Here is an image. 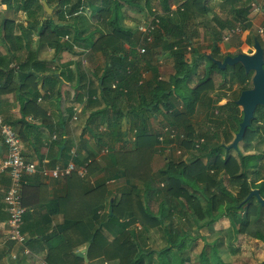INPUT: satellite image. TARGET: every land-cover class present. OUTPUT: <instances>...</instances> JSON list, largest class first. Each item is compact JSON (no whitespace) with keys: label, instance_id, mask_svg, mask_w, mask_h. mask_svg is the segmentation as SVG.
<instances>
[{"label":"trees","instance_id":"obj_1","mask_svg":"<svg viewBox=\"0 0 264 264\" xmlns=\"http://www.w3.org/2000/svg\"><path fill=\"white\" fill-rule=\"evenodd\" d=\"M120 1L97 0L96 4L95 0H46L48 5L56 8L55 16H46L42 21L41 17L46 13L41 0H3L7 7L25 11L28 26L39 29V44L52 47L56 55L62 50L71 51V42H76L78 46H90L94 52L101 50L106 57L102 73H92L97 82L95 86L94 80L81 68L79 61L75 63L76 70L73 73L76 76L73 87L83 90L86 96L84 109L95 107L86 117L77 145L79 156L74 159L76 164L87 167L86 177L72 173L62 178L64 192L56 198L46 197L40 172L24 178L26 182L21 187V203L25 212L21 231L28 234L26 244L33 251L38 248L44 251L46 264H85L84 259L78 256V250L87 245L89 264H170L168 253L188 245H184L185 238L190 237L191 241L195 239L191 237V230L200 236L199 229L213 225L221 217L228 220L236 234L247 233L258 219V228L251 233L256 240L264 242V232L259 224L264 217V208L257 201H252L254 196L246 198L252 189H258L264 197V175L260 174V171H264V165L260 164V160L264 162V149L250 155L237 149V158L231 155V148L226 149V146L233 139L231 130H238L240 107L235 103L236 98L219 105L218 99L224 96L212 98L210 93L214 89L211 75L219 69L212 58L220 59L223 56L218 46L222 33L238 21L242 29L251 27L248 17L251 0H248L246 7L239 8H236V3L241 0H221L223 6L233 8L231 16L235 20L220 21L214 15L212 19L220 25L221 31L211 32L210 55L198 54L191 48L192 62L184 58L183 49L192 44V38L198 30L189 27V23L193 26L200 19L199 22L204 21V16L212 9L208 5L209 0H159L161 11L158 13H154L155 9L146 0L148 10L145 12L154 15L153 20H157V23L153 21L157 27L151 31L152 42L145 40L138 25L130 27L124 24L125 12ZM122 1L131 3V0ZM171 4H175V9H171ZM134 5L142 9L140 4ZM262 8L264 10V6ZM87 10L90 12L88 17ZM95 12L102 25V28L98 27L100 33L97 41L93 39L94 33L84 26ZM3 22L4 36L7 38L11 31L6 27L11 20L4 19ZM72 28V39L64 40V35L70 33ZM26 33L21 30V34ZM80 39L86 45L79 42ZM124 44L128 47L125 48ZM139 45L146 48L142 54L137 51ZM174 46H177L176 49H173ZM158 48L159 55L165 53L173 59L174 73L166 80L161 78L157 57L154 58ZM203 57L210 60V66L205 68L203 76L190 88L188 82L197 62ZM236 67L230 72V81L225 79L222 85H231L233 81L244 77L243 67L240 64ZM146 70L149 75L144 77L143 72ZM67 72L72 74L70 69ZM49 75L46 78L50 80V89H53L59 78L53 73ZM181 81L184 82L183 86ZM113 82L114 88L111 87ZM240 83L244 87L248 86L245 78ZM177 86L183 90L175 97L172 93H175ZM20 89L21 86L17 88ZM32 90L26 102L21 101L22 118L13 124L20 125L17 130L20 140L29 142L37 151V143L33 141L40 139L32 140L31 136L39 132V126L24 119L29 114L35 116L30 113L29 104L37 100L38 93L35 92L36 88ZM1 92L3 89L0 88ZM159 108L163 110V119L166 118L162 127L167 126L178 133L174 139L175 147L181 149L180 153L191 151L192 156L188 160H181L174 158L171 152L166 155L164 165L154 171L152 161L158 152L155 145L159 143L157 137L161 128L152 130L149 127L151 112L148 111L161 112ZM197 109L205 112L204 116L210 123L206 131L194 127L192 118ZM217 111L219 113L216 115ZM67 113L65 121L60 120L56 129H50L49 138L56 135V139L48 143L47 166L50 168L57 162L66 164L70 157L68 152L72 145H67L64 133L73 108H68ZM210 114L214 118H210ZM153 115L157 116L153 113L151 117ZM258 118L264 119L256 111L242 138L245 147L250 146L258 136ZM40 119L41 123L45 121L44 117ZM101 125L104 129L98 131ZM132 130H135L131 137L132 147L129 150H115L116 143L131 140L129 132ZM86 131L95 138L94 152L87 149V139L83 137ZM103 147H107V152L97 159ZM223 149L225 153L222 155ZM81 150L85 155H81ZM201 157L206 158L207 163L203 164ZM42 164L41 157L38 169H42ZM222 171L227 175L229 187L222 185L218 179ZM100 173L102 175L97 177ZM91 177L94 178L92 183ZM109 179L123 180L124 186L117 189L119 195L110 192L107 185ZM29 193L31 197L37 196L35 201L27 198ZM154 202L156 209L152 208ZM42 207L45 213L41 212ZM55 214H60L62 220L54 224ZM152 232L164 240L162 247L148 246ZM175 236L181 238L179 244ZM151 243H154V239H151ZM209 246L217 256V247ZM183 249L180 253L185 251ZM213 253L209 258L203 249L199 254L200 264H225L216 259ZM258 264H264V260Z\"/></svg>","mask_w":264,"mask_h":264},{"label":"rangeland","instance_id":"obj_2","mask_svg":"<svg viewBox=\"0 0 264 264\" xmlns=\"http://www.w3.org/2000/svg\"><path fill=\"white\" fill-rule=\"evenodd\" d=\"M145 1L146 0H131V3H124L122 0L120 1L121 4L123 5V11L125 12V20H124V24L130 27H134L135 25H138V29L140 30L141 26H147L152 25L155 28L157 27L155 23H157L155 20H153V16L154 15H150L148 12H145L148 10L147 5H145ZM149 2L150 7L154 8V13H158L159 11H161V5L159 0H147ZM96 4H97V0H95ZM221 0H209L208 5L212 8L209 12L206 13V15L204 16V21L203 22H199L201 21L198 20L196 25H190L189 23V27L191 28H195L197 29V35H195V37L192 38V47L194 48L198 54H207L208 56L210 55L211 52V46H212V39H211V32L215 31V30H219L220 29V25L215 22L212 17L214 15H216L218 17V19L220 21H224L225 19L230 20L231 22H233L235 20L234 17L231 16V13L233 11V8L231 9L230 6H223V3H220ZM258 4L263 7L264 6V0H257ZM140 4L142 9L136 7L134 4ZM237 7L239 8L240 6L242 7H246L248 4V0H241L240 2H237ZM44 11L47 13L45 7L43 6ZM254 7L250 5V9H249V15L248 17L250 19H254L255 18V14L256 12L259 14L258 16L262 18V20L260 21L259 26H255V27H250L249 29H243L241 30V33L236 36L233 37L229 42H220L224 43L225 45H230L232 44L233 41H236V43H238V45L241 43V39L243 40L244 44H243V49H246L248 45L249 46V50H253V46H252V40H251V36L256 37V39L259 40L260 45L262 46V48L264 49V11L262 10H254ZM253 15H250V14ZM90 12L89 10H87L86 12V17L90 16L89 15ZM73 15V14H71ZM71 15H68L69 18H71ZM255 15V16H254ZM98 13L95 12L93 16L90 17V19H87L88 22L84 25L86 28H88L90 30V33H94L93 39H95L96 41L99 39V29L102 28V25L98 22ZM68 18V19H69ZM155 23H154V22ZM100 27V28H98ZM110 27V26H109ZM262 29V32H259L258 30ZM74 28H72L71 30H69L70 33H68L69 35V39H72V35L71 33L74 32L73 30ZM221 31V30H219ZM222 33V32H220ZM222 37V36H221ZM79 42H81L82 44L86 45L85 41L80 39L78 40ZM95 41V42H96ZM153 41V38H152ZM76 43V42H74ZM247 43V44H246ZM124 47L127 48V44H124ZM74 49V48H73ZM174 49V48H173ZM82 51H85V53L88 55V62L85 64H83L81 66V68L88 74V76L92 77V73H94V71L100 75L103 71V67L106 64V57L101 53V50L96 51V54H94V49L91 52V47L90 46H83V48L81 47ZM158 50V54L154 55L155 57H158L159 54V48ZM186 49H183V51H185ZM242 50V49H241ZM69 51V50H67ZM234 51V50H233ZM231 51V53L233 52ZM240 52V48H237V51H235L234 53ZM209 53V54H208ZM225 54H230L229 51H225ZM86 56V55H85ZM186 54H185V59H186ZM189 57V55H188ZM264 57V56H263ZM153 58V59H154ZM217 59V58H216ZM188 62H192V58H187ZM185 66V64H184ZM207 66H210V60L207 57H203L202 59H200L194 69V73L192 78L190 79V81L188 82L189 87H194L197 79L201 78L204 74L205 68ZM238 66L237 64L234 65H228V68L224 71L223 69H216L215 72L211 75L212 79H213V83H214V89L211 90V96L212 98L216 97V95L218 96H224L225 99L219 101L220 105H224L225 103H227V101L229 99L234 100V98H238V92L240 90H231L232 88H235L236 85L238 84V79L237 81L234 80L233 83L229 86L228 84L226 85H222L224 80L227 79V82L230 81V72L233 70V68H238L236 67ZM242 67V66H241ZM244 70V69H243ZM159 71H160V75L161 78L166 80L168 78L169 75L174 73V67H173V59L168 57V59H166L165 63L162 64L159 67ZM96 74V75H97ZM50 76V75H47ZM93 81V85L95 86L97 84V82H95L94 77L91 78ZM244 80V77L242 76V79ZM57 83V82H56ZM113 84H115V82H113ZM181 86L184 85V82L181 81L180 82ZM222 85V86H221ZM243 86V85H242ZM75 89H79V88H75ZM85 89V88H84ZM181 90V91H179ZM183 88L178 87L177 89L174 91L175 93V97L177 96L176 94L182 92ZM184 90L186 91L187 89L184 88ZM228 91V92H226ZM174 96V95H173ZM149 98V96H148ZM178 104H181V102H179ZM102 106V105H101ZM100 106V107H101ZM122 107L124 108L125 106L122 105ZM151 109V108H150ZM159 110H162V108ZM151 114L149 115V127L152 130H156L157 128H161L165 123L163 122L164 120H166V118L164 117L163 119V110L161 112H157V111H148V113ZM156 114L157 116L151 117L152 114ZM204 111H202V109H197L195 112V115L193 116V124L195 129L199 130H208L209 127V122L206 120V117L204 116ZM241 115V114H240ZM256 115V113H255ZM210 118H214L211 116V114L209 115ZM86 117L87 115L84 116V119L80 117L78 118V122L79 125H82L83 123L85 124L86 121ZM205 117V118H204ZM94 120V119H92ZM261 123L259 124V122L257 121V124L260 126L259 128V133L258 136H256L250 146L245 147L243 145V141L241 140L238 143V147L237 149L242 152L243 154L246 155H250V154H256L261 152L264 149V119L259 120ZM13 129L17 130V126H14V124H12ZM84 126V125H83ZM94 126V123L92 124V127ZM104 129V126L101 125L98 128V131H101L99 129ZM135 130H132L131 132H129V138L131 139V137L133 138V133ZM232 133L236 132L235 130H231ZM127 132V130H126ZM132 134V136H131ZM175 134L178 135L177 131H175ZM234 137V134H233ZM172 138H174L172 136ZM158 139V138H157ZM128 140V139H127ZM80 141V140H79ZM95 141V138H94ZM159 141V140H158ZM132 139L128 140V142H118L114 145L115 150L120 151V150H129L133 143H132ZM171 143V142H170ZM168 143L165 145H162L161 142L155 145V149H157V153L155 154V156L153 157V161H152V166L154 171L161 168L165 161H166V155L171 154V152H173V157L176 159H181V160H188L191 156L192 153L191 151L189 152H182L180 153L181 149H178L177 147H175L176 143ZM124 145V146H123ZM105 148H102V150ZM237 149L235 148H231L230 149V153L231 155H233L234 157L237 158ZM4 153H7V146L4 145ZM160 153V154H159ZM225 153V150H222V155ZM195 154V152H194ZM196 156H198L196 154ZM4 157V156H3ZM2 157V158H3ZM195 157V156H194ZM1 158V159H2ZM203 164L207 163L206 158L201 157ZM189 162V161H187ZM260 164L264 165L263 159L260 160ZM261 175H264V171H260ZM102 173H100L98 176H101ZM222 181V185L229 187V184L227 183V175H225L224 171L220 172L219 174V178ZM110 187V192L112 194H117L119 195V191L117 190L118 188L123 187L124 182L123 180H119V181H110L109 183H107ZM117 188V189H116ZM264 193V191H263ZM252 201L255 202L257 201L255 198H252ZM152 208L156 209V203L154 202L152 204ZM7 212V211H6ZM8 215V213H7ZM9 216V215H8ZM258 219L255 221V223L250 227V229H248L247 233L244 234H236L235 232H233V230L231 229V226L229 225L228 220L225 217H221L219 219H217L213 225L211 226H207L204 228H201L198 230L199 235H196V232H194V230H191V237H195V239H193L191 241L190 237L185 238L184 239V245H186L185 247H182L179 249V251H170L167 255V257H170V260H168L170 262V264H200V260H199V254L200 252L204 249V252L206 253V255L210 258L211 253H213L214 249H210L209 245H213L217 247V251H218V255H215V252L213 253V256H215V258L219 259L220 261H222L225 264H258L260 261L264 260V242L260 241V240H256V238L254 237V235H252L251 231H254V229L258 228ZM263 222V223H262ZM262 222H259V224L261 225V231L264 232V217L262 219ZM191 225V224H190ZM193 228V226H191ZM138 229V226H137ZM11 232V228L9 226L8 220L3 222V227H2V231L0 232V236L1 238L4 237V239H6L7 241H9L11 243V241L8 239V235ZM28 236V234H27ZM151 239H154V243H151ZM180 239L178 236H175V241L177 242V244H179ZM164 244V240L158 236L155 235L152 232V236H150V240H148V246L149 247H162ZM185 249L184 252L180 253V251L182 249ZM183 249V250H184ZM182 256V258L180 259V254ZM156 260V259H154ZM212 260V259H211ZM211 262V261H210ZM98 263V262H96ZM99 264V263H98ZM212 264V263H209Z\"/></svg>","mask_w":264,"mask_h":264},{"label":"crops","instance_id":"obj_3","mask_svg":"<svg viewBox=\"0 0 264 264\" xmlns=\"http://www.w3.org/2000/svg\"><path fill=\"white\" fill-rule=\"evenodd\" d=\"M49 7L51 8V13L48 16L54 17L56 8L52 5H49ZM250 15L253 14L251 13ZM255 15L254 19H250L252 27L259 26L262 20L257 12ZM45 18L46 15L41 17V20L43 21ZM4 19L11 20L6 27V29H10L11 31V33L8 32L7 38L4 36ZM22 29L27 33L21 34ZM28 35L29 37L27 38ZM240 42L239 45L236 41H233L230 45L219 42V51L221 54H224L225 51L231 52L234 50L233 52H235L237 48H240L241 52L249 53V46L246 45L247 48L243 49L242 46L244 42L242 39ZM78 57L79 55L77 53L64 50L56 55L52 47L45 44L40 45L39 29L30 28V25L28 26L25 11H17L13 7L9 8L3 0H0V88L3 89V92L0 93V114L4 122L12 126L15 120L22 118L21 101L26 102L28 96H30L33 91L32 89L36 88L35 92L38 93L37 100L29 104L31 107L30 113L35 114V116L29 114L25 116L24 119L28 123L39 126V132H35V134L31 136V139L37 140L36 138H38L40 141H33L37 143V151H35V148L29 142L21 141V144L24 157L28 161L35 162L37 167L39 166V159L42 157V168L50 169V167L47 166L48 143L52 140L49 138L50 129H56L60 120L65 121L67 119L68 108L78 106L77 109L80 110V113H78L77 116L78 118L80 117V120L81 118L84 119L85 115H88L95 109L94 106L84 109L85 98H83V90L73 87L76 82V76L73 73L76 70L75 63L78 61ZM67 69H70L72 74L71 72H67ZM50 73L55 74V76L59 78L57 83L54 84L53 89H50V80L46 78ZM68 74L71 75L67 77ZM19 86H21V89L17 90ZM78 98H81V100ZM97 108H99V106ZM41 117L45 118L43 123H41ZM76 121L77 120L72 119L66 121L64 139L68 141V146L72 144L75 145V151L79 156L77 145L80 143L79 140L81 138L80 135L83 133L84 123L79 125V123H77L78 121ZM19 129L20 125H17V130ZM83 137L87 139V149L94 152V137H91L87 131L84 132ZM0 145L1 159L5 155L1 136ZM82 150L81 155H85ZM101 157L102 155L99 152L96 158L101 159ZM39 170L42 169L40 168ZM41 175V182L45 185L44 193L46 197L56 198V196L64 192V180L62 178L56 179L43 174ZM119 180L121 179H109L107 183ZM92 181H94L93 177L90 178L91 183ZM8 184L9 180L6 175H0V232L2 231L3 222L7 221L9 217L4 208L3 201ZM108 188L110 190L109 185ZM28 197L34 201L37 198V196L31 197V193H29L27 198ZM41 212L45 213V209L43 208ZM36 218L37 217H35V223ZM61 220L62 216L58 214L54 216L53 223L55 224ZM4 237L1 238L0 236V264H41V261L44 260L45 252L40 248H38L37 251H33L28 246L32 254L24 256L22 254L23 247L21 245L13 241L10 243L4 239ZM84 248L85 247L79 248L78 252ZM13 254L16 255V259L10 257V255Z\"/></svg>","mask_w":264,"mask_h":264},{"label":"built area","instance_id":"obj_4","mask_svg":"<svg viewBox=\"0 0 264 264\" xmlns=\"http://www.w3.org/2000/svg\"><path fill=\"white\" fill-rule=\"evenodd\" d=\"M250 5L253 6L254 10H263L262 7L258 4L257 0H251ZM157 21V20H156ZM241 23L238 21L235 23V26L229 29H225L222 33L221 40L222 42H229L233 37L238 36L241 33L242 27ZM154 29V26L147 25L141 26L140 30L147 34L145 40L152 42V37L149 35L150 31ZM259 32H262V29L259 28ZM67 37V36H65ZM189 49V48H188ZM146 50L144 45H139L137 47L138 53L142 54ZM158 62L163 63V57L159 55ZM148 71L143 72V76L146 77ZM115 84H112L114 87ZM75 113L73 119H77V113L80 111L77 108H74ZM158 140L162 145L168 144L165 140H171V143H175L174 139L177 134H175L174 129H169V127L164 126L158 131ZM0 136L3 144L7 146V153L4 157L0 159V175L4 174L9 178V186L5 191L3 197L5 203V209L9 215L8 223L11 228V232L8 235V239L13 241L22 248V254L24 256L31 255V250L26 244L28 237L25 233L21 231L22 215L25 212V208L21 203V187L22 184L26 182L24 178L27 176H32L37 172H41L43 175L53 177L56 179H61L66 176L76 173L79 177H84L87 173V167L85 165L77 166L74 158L77 155L75 148H70V158L66 164H56L53 168H42L38 170L36 164L32 161L26 160L22 153V144L17 132L2 119L0 114ZM172 136L174 138H172ZM182 137V135H180ZM170 143V142H169ZM170 143V144H171ZM102 153H106L107 149H103ZM12 259H16V255H10ZM41 264H46L45 260L41 261Z\"/></svg>","mask_w":264,"mask_h":264},{"label":"water","instance_id":"obj_5","mask_svg":"<svg viewBox=\"0 0 264 264\" xmlns=\"http://www.w3.org/2000/svg\"><path fill=\"white\" fill-rule=\"evenodd\" d=\"M42 5L45 7L47 14H50L51 8L45 0H42ZM253 49L254 51L251 54L238 52L235 55L227 54L223 60L212 58V61L219 69H224L228 65L240 64L246 73L253 71L252 88L242 90L236 99V104L242 109V118L238 124V130L234 134L232 141L226 146V149H236L238 147V143L242 140L246 128L250 126L256 107L258 105L264 106V50L257 39L254 40ZM253 196L260 206L264 208V197L260 195L258 189H252L246 198ZM88 248L89 245L78 252V256L82 257L86 264H88Z\"/></svg>","mask_w":264,"mask_h":264},{"label":"clouds","instance_id":"obj_6","mask_svg":"<svg viewBox=\"0 0 264 264\" xmlns=\"http://www.w3.org/2000/svg\"><path fill=\"white\" fill-rule=\"evenodd\" d=\"M46 1V0H45ZM41 3H42V1H41ZM47 3V2H46ZM49 6V5H48ZM171 9H175V4H171ZM264 11V10H263ZM160 12V11H159ZM46 13V12H45ZM48 15L49 14H47L46 13V16L48 17ZM156 21V20H155ZM154 29H155V27H154ZM139 30V29H138ZM243 30V29H242ZM139 31H141V30H139ZM143 32V31H142ZM143 34H144V38L145 37H147V34L145 33V32H143ZM149 35L153 38V36H152V34H151V31H150V33H149ZM65 36H67V37H65ZM63 39L64 40H68V41H70V39H69V35L68 34H65L64 35V37H63ZM221 42H222V40H221ZM72 43V50L71 51H69V52H75V53H77L78 55H79V59H78V61L80 62V64H81V66L83 65V64H85V62L87 63L88 62V55L85 53V51H82L81 50V47L83 48V46H78V45H76L74 42H71ZM74 43V44H73ZM191 46H192V44L191 45H187L186 47H185V51H184V54H186L187 56H186V59L187 58H190L191 57ZM176 47L177 46H174L173 48L174 49H176ZM74 48V49H73ZM189 48V49H188ZM91 52H92V49H91ZM94 54H96V52H94ZM86 55V56H85ZM188 55H189V57H188ZM160 56H162L163 57V63L162 64H164L165 63V61H166V59H168V57L169 56H167L165 53H162V55H160ZM156 61H157V63H158V66L160 67L162 64H160L159 62H158V57L156 58ZM148 71V70H147ZM148 75H149V71H148ZM111 87H112V85H111ZM115 87V86H114ZM113 87V88H114ZM83 98H85L86 99V96H85V93H84V96H83ZM85 99H84V103H85ZM78 106H74V107H72L73 108V114H72V116H71V119L72 120H74L73 119V115H74V113H75V110H74V108H77ZM78 113H80V111L78 112ZM77 113V114H78ZM75 120H78V116H77V119H75ZM11 126V125H10ZM12 128H13V126H11ZM160 130V129H159ZM16 131V130H15ZM17 132V131H16ZM18 134V133H17ZM19 136V135H18ZM20 138V137H19ZM51 139L52 140H54V139H56V135L55 134H53L52 135V137H51ZM72 147H74V148H76L75 147V145L74 144H72V146L70 147V148H72ZM103 148H106L107 149V147H103ZM69 151H70V149H69ZM102 151V149L100 150V153H101V155H104V153H102L101 152ZM22 153H23V151H22ZM70 152H68V154H69ZM24 156V155H23ZM69 156H70V154H69ZM77 156V155H76ZM76 156H75V158H76ZM70 158V157H69ZM74 158V159H75ZM27 160V159H26ZM69 160V159H68ZM33 162V161H32ZM35 163V162H34ZM76 163V162H75ZM36 164V163H35ZM56 164H62V163H56ZM62 165H64V164H62ZM77 166H79L78 164H76ZM37 166V165H36ZM38 168V167H37ZM39 170V169H38ZM40 171V170H39ZM41 173V172H40ZM75 173V172H74ZM42 174V173H41ZM87 174V173H86ZM84 177H86V175L84 176ZM84 177H82V178H84ZM7 189V188H6ZM6 191V190H5ZM4 195H5V193H4ZM4 201V200H3ZM5 204V203H4ZM28 237V236H27ZM29 239V238H28ZM86 264V263H85ZM89 264V263H88Z\"/></svg>","mask_w":264,"mask_h":264},{"label":"flooded vegetation","instance_id":"obj_7","mask_svg":"<svg viewBox=\"0 0 264 264\" xmlns=\"http://www.w3.org/2000/svg\"><path fill=\"white\" fill-rule=\"evenodd\" d=\"M256 39V37H254V36H251V40H252V46H253V43H254V40ZM258 40V39H257ZM264 50V49H263ZM254 51V49L253 50H251L248 54H251L252 52ZM241 52V51H240ZM230 53V55H235V54H237V53H231V52H229ZM245 53V52H244ZM223 55V54H222ZM227 54H225V55H223L221 58H220V60H223V58L226 56ZM264 56V55H263ZM263 59H264V57H263ZM237 65H239V64H237ZM263 68H264V64H263ZM244 72H243V74H244V78H245V80H246V84L248 85L247 87H244V86H242V84L240 83V80H241V78H240V80H239V82H238V84L236 85V87L235 88H232L231 90L233 91L234 89L235 90H240L239 92H238V95L240 94V92L242 91V90H244V89H248V88H252V82H251V79H252V75H253V71H249V72H245V70H243ZM249 75V78H247V76ZM226 92H228V91H226ZM223 99H225L224 97H220L219 99H218V101H221V100H223ZM230 100V99H229ZM228 102V101H227ZM220 103V102H219ZM235 103H236V100H235ZM220 105V104H219ZM240 107V106H239ZM256 111H258V116H261V118L263 117L264 118V106H261V105H258L257 107H256V109H255V111H254V116H255V113H256ZM219 113V111H217V113H216V115ZM240 116H241V118H242V109H241V107H240ZM260 114V115H259ZM254 118V117H253ZM260 119L258 118V122H259V124L261 123L260 121H259ZM262 120V119H261ZM241 121V120H240ZM239 121V122H240ZM238 122V123H239ZM251 122V121H250ZM236 132H233V134H235ZM237 149V148H236Z\"/></svg>","mask_w":264,"mask_h":264}]
</instances>
